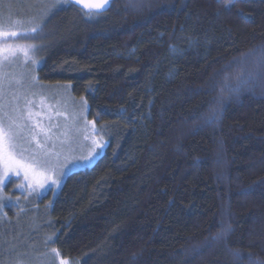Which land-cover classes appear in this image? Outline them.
Wrapping results in <instances>:
<instances>
[{
  "label": "trees",
  "instance_id": "trees-1",
  "mask_svg": "<svg viewBox=\"0 0 264 264\" xmlns=\"http://www.w3.org/2000/svg\"><path fill=\"white\" fill-rule=\"evenodd\" d=\"M44 21L40 80L107 140L40 202L61 257L264 264V0L65 2Z\"/></svg>",
  "mask_w": 264,
  "mask_h": 264
},
{
  "label": "rangeland",
  "instance_id": "rangeland-1",
  "mask_svg": "<svg viewBox=\"0 0 264 264\" xmlns=\"http://www.w3.org/2000/svg\"><path fill=\"white\" fill-rule=\"evenodd\" d=\"M44 1L0 0V23L20 22L12 30L21 35L9 37L8 44L28 49L27 56L19 50L14 55L0 52V126L5 133L0 140V176L8 177L0 188V264H61V260L77 264L53 251L50 207L40 202L49 191L56 195L69 174L92 167L107 147L96 122L88 119L86 101L76 98L68 84L44 83L39 78L47 36L44 13L49 11ZM62 3L53 0L57 6ZM33 17H43L35 32L29 31ZM9 126L11 149L6 138ZM9 152L42 174L34 176L28 170L26 179L25 168L19 174L15 166L9 170L4 163ZM9 182L12 186L7 190Z\"/></svg>",
  "mask_w": 264,
  "mask_h": 264
},
{
  "label": "snow or ice",
  "instance_id": "snow-or-ice-1",
  "mask_svg": "<svg viewBox=\"0 0 264 264\" xmlns=\"http://www.w3.org/2000/svg\"><path fill=\"white\" fill-rule=\"evenodd\" d=\"M59 2H60V0H57V3H59ZM64 2H69V3L75 2L77 5L82 6V8L84 10L91 13L93 10H96V11L103 10L108 5L109 0H99V2H95V3H89V2H87V0H64ZM56 6H57V4L50 5L49 10L51 8H55ZM47 14H48V12L46 11L44 13V15H47ZM42 19H43V17H41L39 19H37L36 17H33L32 22L34 23V26L32 28H30L29 31L35 32L38 28H40L41 23H42ZM19 23H20L19 21H16V22L10 21L7 24L0 23V44L4 45V47L2 49H0V52H7L10 55H14L15 52L17 50H19V51H23L25 56L28 55V49L27 48H24L23 46H17V48L14 49L11 45L8 44L9 37H18L21 35L20 32L12 30V28L15 27ZM28 47H32V46H28ZM237 91H238V89H237ZM4 137H5V133L3 132L2 126H0V140H2ZM6 138L9 142L8 143L9 149L13 148L14 145L11 143V141L13 139V135L11 132V126H9V133L6 134ZM0 150H2V143H0ZM90 158L91 157H89V159ZM4 163L9 170H11L13 168V166H15L17 169V174H19L20 168H25V170H26L25 178L26 179H27V171L28 170H31L34 176L37 174H42V173H37L35 168H33L31 165L22 164L19 160L14 159L11 152H9L8 154L5 155ZM65 166L66 165H64L62 167H65ZM7 180H8V177L6 175L0 176V188L4 187L6 185ZM53 184L58 185L59 180H54ZM40 186L43 187V184H40ZM0 206H3L2 203H0ZM53 251L56 252L57 255H59L58 250L53 249ZM61 264H68V261L61 260Z\"/></svg>",
  "mask_w": 264,
  "mask_h": 264
},
{
  "label": "water",
  "instance_id": "water-1",
  "mask_svg": "<svg viewBox=\"0 0 264 264\" xmlns=\"http://www.w3.org/2000/svg\"><path fill=\"white\" fill-rule=\"evenodd\" d=\"M113 1L114 0H109L108 5L103 10H100V11L93 10L91 13H104V12H106L111 7V4H112ZM87 2H89V3H95V2H99V0H87ZM70 4L73 5V6H75L76 8H78L79 10L83 11L86 14H91V13L87 12L86 10H84L82 8V6L77 5L75 2H71Z\"/></svg>",
  "mask_w": 264,
  "mask_h": 264
}]
</instances>
